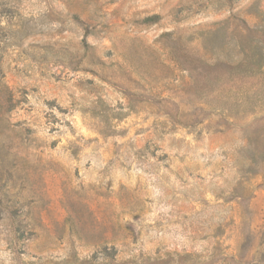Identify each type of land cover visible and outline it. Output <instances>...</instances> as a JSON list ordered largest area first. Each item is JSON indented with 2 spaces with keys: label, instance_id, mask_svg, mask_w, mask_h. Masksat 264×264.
<instances>
[{
  "label": "rangeland",
  "instance_id": "obj_1",
  "mask_svg": "<svg viewBox=\"0 0 264 264\" xmlns=\"http://www.w3.org/2000/svg\"><path fill=\"white\" fill-rule=\"evenodd\" d=\"M0 264H264V0H0Z\"/></svg>",
  "mask_w": 264,
  "mask_h": 264
},
{
  "label": "trees",
  "instance_id": "obj_2",
  "mask_svg": "<svg viewBox=\"0 0 264 264\" xmlns=\"http://www.w3.org/2000/svg\"><path fill=\"white\" fill-rule=\"evenodd\" d=\"M153 19L157 18V17H152Z\"/></svg>",
  "mask_w": 264,
  "mask_h": 264
}]
</instances>
